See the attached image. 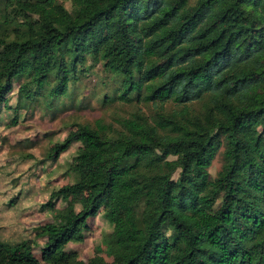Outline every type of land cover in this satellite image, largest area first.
Masks as SVG:
<instances>
[{"label": "trees", "instance_id": "16d2710c", "mask_svg": "<svg viewBox=\"0 0 264 264\" xmlns=\"http://www.w3.org/2000/svg\"><path fill=\"white\" fill-rule=\"evenodd\" d=\"M70 1L0 0L13 24L0 33V100L13 78L27 77V93L53 69L50 92L64 93L65 53L72 64L86 53L121 76L120 99L135 92L158 106L155 116L134 111L116 132L100 117L76 122L48 149L85 144L69 165L73 181L42 207L53 210L67 190L93 194L79 211L60 210L65 221L33 227L51 237L41 261L79 264L63 246L102 204L111 260L90 264H264V0ZM167 99L204 100L203 114L164 111ZM23 247L0 240V264H40Z\"/></svg>", "mask_w": 264, "mask_h": 264}, {"label": "rangeland", "instance_id": "374dc122", "mask_svg": "<svg viewBox=\"0 0 264 264\" xmlns=\"http://www.w3.org/2000/svg\"><path fill=\"white\" fill-rule=\"evenodd\" d=\"M60 1L71 9L70 0ZM193 1L188 0L189 3ZM2 7L0 3V33L13 28ZM82 55V60L72 64L65 53L69 72L64 93L54 95L50 92L55 83L56 70L53 69L42 85L28 83L25 86L27 93L19 88L27 77L13 78L3 92L6 102L0 100V240L23 242V251L35 256L40 264H50L41 260L51 237L37 235L33 227L65 221L60 210L73 204L79 211L93 194V189L67 190L55 201L53 210L42 207L52 189L73 181L69 165L85 144L74 141L58 147L50 156H47L48 149L63 140L76 122H92L100 117L110 122L116 132L123 128L122 122L134 111L155 116L154 110L158 106L143 100L142 94L137 100L135 92L130 101L120 99L121 76L106 69L102 61H94L86 53ZM203 101L178 104L167 99L162 107L169 112L185 108L191 113L203 114ZM14 117L16 122L12 123ZM221 163L222 147L208 167L209 177L216 175ZM101 205L95 216L87 218V227L82 228L78 240L63 246L62 252L79 264H90L91 258L99 255L111 260L102 243V236L111 230V225L104 216L105 206ZM165 233L171 234V230L168 228Z\"/></svg>", "mask_w": 264, "mask_h": 264}]
</instances>
